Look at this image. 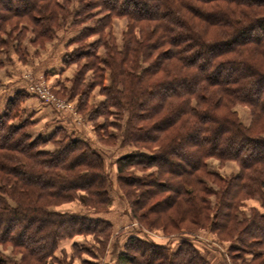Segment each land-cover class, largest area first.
<instances>
[{
    "label": "trees",
    "instance_id": "1",
    "mask_svg": "<svg viewBox=\"0 0 264 264\" xmlns=\"http://www.w3.org/2000/svg\"><path fill=\"white\" fill-rule=\"evenodd\" d=\"M115 19L126 21L118 34ZM29 30V42L38 47L65 37V68L89 60L68 92L82 98L78 112L97 86L104 100L91 121L127 113L122 143L133 149L115 159L114 179L126 197L127 187L148 194L132 206H147L144 217L175 209L190 226H211L236 242L237 251L249 239L247 246L264 249V0H0V68L11 62L5 50L19 54ZM21 56L27 59L23 50ZM86 67L89 92L83 90ZM25 96L14 93L0 109V246L20 253L23 264H47L61 240L107 238L111 181L104 153L89 140L63 129L45 139L32 115L21 119ZM238 106L247 109L248 125ZM210 158L239 165L234 187L220 188L214 205L205 180H222L208 169ZM131 166L145 173L124 178ZM244 198H257L248 218L237 213ZM74 201L86 210L50 209ZM134 234L145 240L129 236L116 264H209L188 240L170 250L140 230ZM260 255L252 250L250 262ZM0 264H10L1 252Z\"/></svg>",
    "mask_w": 264,
    "mask_h": 264
},
{
    "label": "rangeland",
    "instance_id": "2",
    "mask_svg": "<svg viewBox=\"0 0 264 264\" xmlns=\"http://www.w3.org/2000/svg\"><path fill=\"white\" fill-rule=\"evenodd\" d=\"M126 25V21L124 19H115L113 21V29L116 32V34H118L122 28H124V26ZM61 33V32H60ZM58 33L59 37L61 36V34ZM27 37L26 39H24L21 42V48H20V53L17 54L16 52H14L13 48L11 46H9L5 52L8 53L9 57H13V60L10 58L9 60L12 62L14 61V64L16 66H18V73H15L16 76L19 75V78H17L15 81V84H5V86L8 85H13L15 87L12 88L11 91L14 90V92L16 90L20 91L21 93L26 94V98L28 96L30 97H34L36 98L38 101H40L41 103H43L41 100H39L36 96H34L33 94H31L28 91V85L32 82L35 83L39 80H42L48 90L49 96L54 99L57 104L59 105L60 109L52 106V105H48L45 104V106H49L55 113H58L59 115H63L65 121H69L71 123H73L74 125V129L76 130H80L83 129L86 131V133H88V135H90L94 141H96L100 147L103 150H107V151H112L113 156L111 155V159H107L105 161V172L108 173L110 181H111V185H110V190H109V195H110V200L113 199V193L117 192L119 193V198L120 201H122L125 205L126 208V212L125 214L127 215V220L131 221L128 226H135L139 229H141L142 231L150 234L153 237H160V238H167L168 239H176L177 242L179 244H175L174 247H170V250L177 248V245H180L182 243V240H188L193 246L194 244L192 243L193 240L198 239V241H201L202 244L197 243V247L194 246V248L199 252V254L209 262V264H264V249L261 250V248H257L255 246H247L249 244V241L253 240V239H249L244 241L245 245H243V243H241V241L239 242V245L244 246V249L241 251H237L235 250L238 246V244L236 242H230L226 237H223L221 235H219V231L218 230H214L213 227L211 226H207L206 228H199V227H194V226H190L189 222L185 219H182L181 213L180 211H176L175 209H171L168 210L166 213L164 214H154L152 212H148L147 215H145V217L143 216V213H146V209L147 206L144 208H140V205H136V206H132L133 200L135 202L139 200V202L144 201L147 199L148 194H144L139 191L136 190V188L132 187L129 188L127 187L126 190L130 191L128 197L125 196V194L122 192V190L120 189V184L118 180H115V170H116V165L114 164V159L115 158V152H120L121 150H123L124 152H122L121 154H119L120 156L125 153V151H127L128 149H133V148H128L123 146L122 143V130H123V125L126 119V115L127 113H124V116L120 119H117L114 115H109L108 117H97L95 119V121H91L90 117L94 115V110L96 108H98V104L100 105L101 102L104 100V97L102 95L99 94V88L96 86L92 89H90V87H88V83H90L92 81V71L91 70H87L86 68H83L82 70V79L84 81V86H83V90H85L86 92H89V89L91 91L90 93V97H89V101H88V105L86 106V110L83 113L78 112V105L81 103V99L79 98V96H74L71 97L70 94L68 92H70V89L72 87V83H73V77L76 74V71L80 70V68H82L84 63L89 62V60H81L78 63H73L71 64V66L68 67V73H67V79L65 81H61L62 86L61 87H57V88H53L51 86L50 81L47 79V77L44 75L43 72H39L35 69H33V67L31 66H27L24 65L23 62H25L22 59L21 53L22 50L26 53V57L30 58L31 60H34V64L37 63V61H39V59L41 58L40 56H42L40 53H42L43 51H46L47 49H49V43H46L43 47H38L35 45H32L29 42V38H32L33 33H31V30H29L28 32H26ZM119 36V35H118ZM28 38V39H27ZM65 38V37H64ZM64 38H60V40H57L55 43L58 44V41H63ZM95 39V36L91 37L89 39L90 41H93ZM14 41V39L12 40ZM65 42L60 43V48L62 47V45H64ZM77 48L76 45L71 46V48H69V50L67 51V55L69 56L70 53L73 51H75ZM71 50V51H70ZM99 55L101 56L103 54V49L99 50ZM103 57V56H101ZM1 59H3V61H6L5 58L1 57ZM36 60V61H35ZM5 64H7V62H5ZM1 69V68H0ZM108 81H106L107 83ZM7 88V87H6ZM5 88V89H6ZM63 89H65V93L63 92ZM14 94V93H13ZM25 98V99H26ZM22 108V107H21ZM23 110V109H22ZM101 110V108H100ZM235 110L238 113L239 118L241 119V121L243 122V124L248 125L249 121H250V115L245 112L247 111V109L245 107H241L238 106L235 108ZM25 113L20 112L19 116L21 117V119H24V117H26V115L28 116L29 113L27 110H23ZM26 114V115H25ZM76 125V126H75ZM99 125H104L105 126V131L104 129H102ZM114 125H116L117 127H115ZM122 125V126H121ZM69 130V129H68ZM113 134L114 137H110L109 138V134ZM44 135V134H41ZM61 136V133H57V138H59ZM44 137V136H42ZM117 137V138H115ZM56 138V139H57ZM86 140V139H85ZM114 143V144H113ZM50 148H53L52 145L49 146ZM130 147V146H129ZM207 166L208 169L212 172H215L219 178L222 180L221 182H219L218 180H212L211 178L206 181V184L211 188L212 191L215 192V194L208 196L209 202L214 205L215 201H216V193H219V191H221V189L223 187L226 188V186L229 187V189L231 187H234L231 181V178L233 176H235L238 171H239V165L233 161H229L226 162L224 164H220L218 160L210 158L207 161ZM155 167H151L148 171L149 172H153L155 171ZM147 172V171H146ZM145 173V171H141L140 167L137 166H131L129 171H126L124 173V178L126 179H132V177H137V176H143V174ZM220 186V187H219ZM221 188V189H220ZM228 189V190H229ZM116 190V191H115ZM222 192V191H221ZM165 196H168L167 194ZM257 198H244L243 202H242V206L239 207L238 210V216L243 218H248L251 215V211L250 209L253 207H256V205H258L256 203ZM225 200H228V197L225 196ZM147 201V200H146ZM149 205L151 204V201L148 202ZM153 203V201H152ZM145 206V205H144ZM50 209H56V210H62V209H72V210H77V209H81L82 211H85L86 209L84 207H81V205L79 204V202H69L67 204H62L59 206H55V207H50ZM136 209V213L138 215L139 218L144 220V224L143 226L140 225V223L138 222L137 219H133L132 218V210ZM112 208L111 206L108 207V211H111ZM151 211V210H150ZM144 213V214H145ZM132 218V220H131ZM222 219V216H220L219 220ZM181 221V223H180ZM143 223V221H142ZM151 227H150V224ZM178 223V230H175L173 228L174 224ZM180 223V224H179ZM148 225V226H147ZM165 227V228H164ZM177 227V226H176ZM131 229V228H130ZM124 230L127 231L129 229L126 228V226L124 227ZM113 228L112 231L109 233V235L107 236V238L103 237V236H94V235H77L74 236L73 238H77V239H85L84 241L89 245H83V247L85 248V253L83 252H77L76 250H67V251H57L55 250L54 253L49 256L46 260L47 264H83L81 262V257L83 256L85 259H90V258H94L91 257L95 256V254H97L98 256H105L107 258V254L109 251V248L114 244L115 239L117 237V234H115L113 232ZM175 234H185V236L182 237H176V236H172ZM188 235V236H187ZM170 237V238H169ZM184 237V238H183ZM71 238V239H73ZM149 239V238H148ZM200 239V240H199ZM170 246V244H169ZM6 249H2L0 246V252L9 259L10 264H23L21 263V255L20 253H14L13 249L10 246H6ZM95 249V251L92 249ZM232 249V250H231ZM252 250L253 251H260L261 252V258L255 262H250L252 259ZM95 253V254H94ZM105 258V257H104ZM106 258L104 260V264H108L106 261ZM141 260H144V258H141Z\"/></svg>",
    "mask_w": 264,
    "mask_h": 264
},
{
    "label": "crops",
    "instance_id": "3",
    "mask_svg": "<svg viewBox=\"0 0 264 264\" xmlns=\"http://www.w3.org/2000/svg\"><path fill=\"white\" fill-rule=\"evenodd\" d=\"M56 41L54 43L49 44V49L46 51H43L40 53L42 56L37 61L36 64H34V60H31L30 58L27 57L26 62H24V65L31 66L33 69L36 68L37 73L40 74V72H43L44 75L47 77V79L50 81L51 86L53 88L61 87V81H65L67 79V73H68V68H65L62 64V55L65 52V43L62 45L60 48V43L64 41H58L59 43L56 44ZM13 60V57H10ZM36 61V60H35ZM18 66L14 64V61L9 62L7 64H4V66L1 67L0 69V109L3 108V105L5 101H7L9 98L13 97V93L18 92L16 90L14 92L11 91L13 85H8L5 86V84H17L15 83L14 80L19 78V75L16 76L15 73H18ZM7 87V88H6ZM6 88V89H5ZM22 109L27 110L30 115H32L33 121L36 122V127L35 131L37 134H44L41 136H44L43 138L47 139L51 135L55 133L57 129H63L64 131L67 132V134H72L74 139H83V140H89L90 145L92 148L101 150L104 153V159L105 161L107 159H111L112 151H105L103 150L100 145L94 141V139L86 133L85 130L80 129L76 130L74 129L73 123L69 121H65L63 115H59L58 113H55L49 106H45L44 103H41L34 97L28 96L24 102H22ZM76 126V125H75ZM69 129V130H68ZM50 146V145H49ZM48 148L50 149V147ZM52 149V148H51ZM124 152L121 150L120 152H115V158L119 157V154ZM115 160V159H114ZM116 191V190H115ZM119 193L114 192L113 193V199H111V208L112 210L110 213L106 216V219L111 223L113 232L117 234V237L115 239L114 244L109 248V251L106 255L104 256L106 258V261L108 264H116L117 256L120 251L123 250L124 244L126 243V240L129 236L131 235H138L142 239L144 237L141 234H134L136 230H140L141 233H144L145 237L149 238L152 242L159 244V245H164V246H169L174 247L175 244H177L176 239H168V238H160V237H153L150 234L142 231L141 229L135 227V226H128L131 221L127 220V215L125 214L126 208L125 205L122 201H120L119 198ZM110 196V195H109ZM79 209L77 210H72V209H62L61 211H67V212H78ZM60 211V210H59ZM132 220V219H131ZM126 226L127 231L124 230V227ZM131 228V229H130ZM134 229V231L132 230ZM132 234H131V233ZM85 239H64L61 240L58 244L57 251H67V250H76L77 252H83L85 253V248L89 246L85 241ZM145 240V239H142ZM200 240V239H199ZM192 243L194 244L195 247H197V243L202 244L201 241H198V239L193 240ZM85 246V248L83 247ZM95 251L93 248L92 251ZM95 254V253H94ZM94 258L90 259H85L83 256L81 257V262L83 264H104L105 258L103 256H98L95 254V256H92Z\"/></svg>",
    "mask_w": 264,
    "mask_h": 264
},
{
    "label": "built area",
    "instance_id": "4",
    "mask_svg": "<svg viewBox=\"0 0 264 264\" xmlns=\"http://www.w3.org/2000/svg\"><path fill=\"white\" fill-rule=\"evenodd\" d=\"M28 91L31 94H33L34 96H36L43 103L48 104V105H52V106L60 109V107L57 104V102L49 96L47 87H46L45 83L42 80H39V81H37L35 83L31 82L28 85Z\"/></svg>",
    "mask_w": 264,
    "mask_h": 264
}]
</instances>
